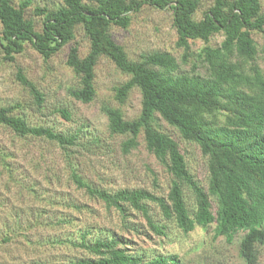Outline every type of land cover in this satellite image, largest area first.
<instances>
[{
    "label": "trees",
    "instance_id": "1",
    "mask_svg": "<svg viewBox=\"0 0 264 264\" xmlns=\"http://www.w3.org/2000/svg\"><path fill=\"white\" fill-rule=\"evenodd\" d=\"M28 5L30 0L17 4L15 0H0L3 59L12 62L23 52L25 43L49 58L73 41L75 30L81 27L89 50L83 57L76 45L68 51L66 64L79 78L70 95L89 102L94 95L98 58L112 60L117 69L130 76L114 88L115 99L123 103L128 92L137 87L141 110L136 118L125 120L119 109L103 107L109 134L123 137V154L139 145L141 135L146 150L169 176L165 196L142 188L109 192L94 187L73 167L70 149L77 144L76 135L29 125L11 114L10 107H0L1 125L18 136L43 138L59 146L71 181L91 200L114 210L125 233L157 245L156 251L142 252L135 250L137 243L127 237L99 233L89 238L86 229L77 242L66 239L88 254L70 264H184L187 256L202 249L208 236L226 244L237 240L239 257L246 264H255L257 248L264 246V40L260 46L252 37V32L264 36L260 0H213L199 20L193 18L199 0H61L56 8H34V14L42 16L39 30L25 15ZM146 5L172 12L176 45L185 50L184 59L189 40L205 44L197 54L199 64L193 63L191 73L178 74V63L168 52H153L139 62L130 61L109 36L110 26L126 28L132 14ZM216 33H222L223 39L213 47L208 42ZM197 66L201 71L194 73ZM16 78L40 105L41 93L19 68ZM61 114L67 116L64 110ZM155 114L206 156V187L190 173L178 143L152 125ZM131 211L144 222L146 233L128 221ZM197 229L201 239L190 242L182 254V246ZM9 235L0 241L9 240ZM165 243L175 245V250H161Z\"/></svg>",
    "mask_w": 264,
    "mask_h": 264
},
{
    "label": "rangeland",
    "instance_id": "2",
    "mask_svg": "<svg viewBox=\"0 0 264 264\" xmlns=\"http://www.w3.org/2000/svg\"><path fill=\"white\" fill-rule=\"evenodd\" d=\"M22 0H15V4ZM85 2L86 0H82ZM128 1V0H127ZM213 0H199L193 18L199 20ZM264 7V0H260ZM61 0H30L26 17L32 18L36 30L40 29L42 16L34 14L35 7L56 8ZM109 36L120 45L128 60L139 62L153 52H168L178 63V74L191 73L193 63L199 64L197 54L205 45L201 40H189L187 59L185 50L176 45L177 34L169 9H156L148 5L132 14L126 28L110 26ZM257 45H262V32H252ZM223 39L222 33L211 36L209 44L216 47ZM77 46L79 56L89 50V41L82 28L74 32L73 41L64 45L49 58H43L29 43L12 62L5 61L0 52V107H10V113L22 117L29 125L50 127L64 135H76L77 144L71 147L73 167L82 179L94 187L114 192L119 189H145L165 196L169 176L156 158L144 146L139 135V145L123 154L120 142L123 137L110 135L103 107L121 111L125 120L136 118L141 110V95L133 87L123 103L115 99L114 88L129 79L127 73L117 69L112 60L100 56L94 68V95L89 102L73 98L69 91L79 85V78L66 64L71 46ZM186 58V57H185ZM41 93L43 101L37 106L34 97L16 78L17 69ZM197 66L194 73L200 72ZM66 111L67 116L61 114ZM152 125L169 135L179 145L187 167L201 185L206 187V156L192 142L154 115ZM151 208L156 211L153 205ZM128 221L146 233L139 215L130 213ZM60 221H68L61 223ZM88 229L92 238L99 233H117L137 243L135 250L156 251L157 245L125 233L114 210H108L91 200L70 179L64 153L55 143L43 138L18 136L0 124V264H70L88 256L87 252L72 246L80 232ZM142 236V235H139ZM208 236L200 251L187 256L184 264H246L238 255V241L226 244L212 241ZM201 239L195 230L182 246L184 254L190 242ZM201 243V241H200ZM175 250V245L165 243L161 250ZM255 264H264V246L257 248Z\"/></svg>",
    "mask_w": 264,
    "mask_h": 264
}]
</instances>
